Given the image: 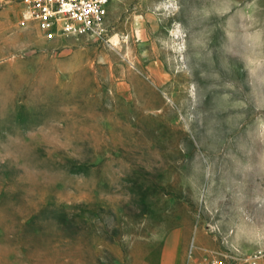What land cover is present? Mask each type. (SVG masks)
<instances>
[{
  "label": "rangeland",
  "instance_id": "1",
  "mask_svg": "<svg viewBox=\"0 0 264 264\" xmlns=\"http://www.w3.org/2000/svg\"><path fill=\"white\" fill-rule=\"evenodd\" d=\"M21 8L0 0V264L264 249V0H111L80 36Z\"/></svg>",
  "mask_w": 264,
  "mask_h": 264
},
{
  "label": "built area",
  "instance_id": "2",
  "mask_svg": "<svg viewBox=\"0 0 264 264\" xmlns=\"http://www.w3.org/2000/svg\"><path fill=\"white\" fill-rule=\"evenodd\" d=\"M111 0H22L21 25H35L42 30L60 31L67 35H101ZM192 243L186 264H228L219 256L197 257ZM264 249L249 254L248 264H261Z\"/></svg>",
  "mask_w": 264,
  "mask_h": 264
}]
</instances>
